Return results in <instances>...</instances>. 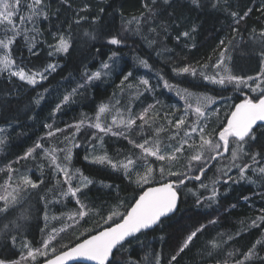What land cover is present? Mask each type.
I'll list each match as a JSON object with an SVG mask.
<instances>
[{
    "label": "trees",
    "instance_id": "obj_1",
    "mask_svg": "<svg viewBox=\"0 0 264 264\" xmlns=\"http://www.w3.org/2000/svg\"><path fill=\"white\" fill-rule=\"evenodd\" d=\"M148 2L150 3V0ZM144 3L145 0H44L48 19L41 17L36 22L35 28L38 31H31L33 25L30 23L20 25L17 21V26L22 32L11 46V56L17 65L24 67L26 71H43L50 63L57 64L58 67L55 72L46 73L47 79L36 88L16 77H10L7 72L0 73V127H8L3 138L5 143L0 145V185L8 174V165L21 173L30 172L31 177L37 181H44L38 189H30L27 197L16 205L7 217L0 215V259H4L3 254L6 257L17 256L15 247H22L23 242L29 244L32 249L42 247L43 241L50 235L54 237L51 246L57 251H63V245L72 247L86 235L108 226L103 217L108 215L109 208L122 204L120 210L123 211L132 202L135 192L142 190L137 189L135 184H130L122 170H113L109 166L93 164L84 159L88 149L99 141L91 136L86 137L87 133L103 137L105 151L114 161L120 158L124 160L125 156L139 152V149L133 148L128 140L121 136L104 135L97 133L94 128L87 127V123L93 121L100 104L112 102L113 94H119L117 85L120 83L122 70L133 73L125 85L133 84L137 79L140 69L136 57L147 60L152 69L160 71L171 85L187 89L193 94L215 98L216 102L207 109V112H211L206 121L209 132L220 129L236 103L258 96H254L255 93L252 95L253 91L249 87L237 89L229 85L222 88L208 83L199 74L195 77L190 74L177 75L174 69L191 65L200 70L201 65L208 64L209 68L203 70L211 74V64L215 63L219 54V41L234 36V47L229 52L232 57L229 66L233 73L244 78L259 74L260 38L253 33V29L256 33L264 29V13L258 10L264 0H220L218 8H212L211 0H205L206 6L197 10L190 7L188 0H173L171 7L158 0L157 16L154 20L142 24L138 34L131 30L125 31V28L135 27L134 23L132 26L127 24L129 20L147 11L143 7ZM249 8L253 11L239 24L228 15L230 11L243 15ZM22 11L27 15L26 9ZM150 27H155L156 31H150ZM192 27L196 28L195 32H191ZM233 27L238 31L233 32ZM163 28H167V31ZM24 29L29 31L24 32ZM183 31H189L191 38L181 36L177 41L176 37ZM0 33L2 38L3 32ZM60 35L69 38L72 47L67 54L49 55L54 52V45ZM111 35H119L125 39L124 45L119 49L121 70H113L107 77L104 76L79 89L73 98L74 102L65 105L53 116L52 109L62 96L83 81L85 72L89 74L96 70L111 55L115 46L106 44ZM91 36H95V39ZM150 40L154 41L151 45L148 43ZM30 41L34 44L31 52ZM45 89V100L37 107L33 101L37 94ZM127 92L134 97L139 95L137 89L130 90L125 87L121 95L119 94L121 101L125 100ZM149 94H140L142 97L135 102V114L150 105L155 107V100ZM85 117L88 118L87 123L85 122L81 131L73 136L75 129L68 126ZM189 118L195 119L191 114ZM46 124H51L52 128L45 127ZM56 128L64 131L55 132ZM49 131H53L54 135L49 137ZM261 132H264V129L257 132L256 145L250 149L253 153H260L257 158L259 164L264 163V137H261ZM150 134L152 129H147L145 135ZM65 136L70 139L65 140ZM130 137L141 142L144 134L133 131ZM36 142L42 143L44 149L71 148L70 169L73 172L79 169L92 183L77 193L76 198L60 195L56 181L59 179L62 182L63 177H53V167L43 158L41 149L36 150L34 158L16 162ZM74 144L81 146L74 147ZM64 155L65 152H59L61 163H65ZM228 155L225 154V158L220 161L210 160L208 171L200 181L189 180L186 182L187 187L182 185L179 191L180 211L171 219H165L163 224L145 234H139V240H133L131 245L117 254L119 264H128L129 260L148 264L144 258L151 260L154 254H160L161 264H168L169 258L184 238L202 225L204 230L198 234L189 249L178 257L175 264H234L235 260L244 259L243 253L257 240L264 241V224L258 228L251 227L253 220L258 221V218L264 215V176L250 172L252 169H249L245 178L239 179L238 170L232 168L228 176L233 177L235 182L227 176L221 178L219 170L230 163ZM243 158L251 164L248 156ZM210 175L212 180L218 178L221 181L216 184L219 195L214 201L207 199L212 195V185L207 189L202 188L200 192L198 186L199 182H206ZM176 179L169 178L173 182ZM224 179H228V183H223ZM77 183L78 180L73 181L74 185ZM149 186L151 185H145V188ZM64 188L66 189L67 185H64ZM199 193L205 195L201 196ZM197 197L200 198V204H197ZM77 198L90 212L83 218L69 220L68 216L80 208L76 203ZM48 212L53 216L67 217L60 222L47 223ZM22 214L24 218H21ZM5 224H8L7 229L4 228ZM89 229L92 231L88 232ZM12 236L18 240L14 246ZM213 244L218 247L213 248ZM257 253L256 257L245 261L244 264H264V245H257Z\"/></svg>",
    "mask_w": 264,
    "mask_h": 264
},
{
    "label": "snow or ice",
    "instance_id": "obj_2",
    "mask_svg": "<svg viewBox=\"0 0 264 264\" xmlns=\"http://www.w3.org/2000/svg\"><path fill=\"white\" fill-rule=\"evenodd\" d=\"M66 2V0H62ZM220 0H211V7L218 8ZM158 0H145L143 7L147 9L139 17H133L127 24L134 28H125V31L131 30L138 34L141 31L142 24L150 23L157 16ZM173 0H162L163 5L169 7L172 6ZM188 4L193 10L202 9L206 6L205 0H188ZM22 9L27 10V15L23 14ZM46 5L44 0H0V31L3 32V37L0 38V51L3 55L0 56V73L7 72L10 77H16L19 81L26 83L27 85L36 88L38 84L47 79L46 73L50 74L55 72L58 65L54 63L47 64L43 71H26L24 67L17 65L16 61L11 56V46L16 42V38L21 35L22 29L17 26V21L20 25L30 23L33 25L31 31H38L35 28L36 22L42 17L48 19L47 12L45 11ZM259 11L264 13V4L260 5ZM101 11H104L101 9ZM253 11L249 8L241 15L236 11H230L229 16L239 24ZM79 23V21H76ZM150 31L155 32V27H150ZM166 32L167 28H163ZM29 31L24 29V32ZM196 28L192 27L191 32H195ZM233 32H237L238 29L233 27ZM253 33L259 36V49L258 53L261 57L259 76H248L246 79L242 76L233 73L232 68L229 66L232 61V57L229 55L230 49L234 47L233 40L235 37L222 39L219 41L218 57L215 63L211 64L212 72L208 74L203 69L209 68L208 64L201 65V69L186 65L178 69H174L177 75L190 74L193 77L200 75L205 81L210 84L218 85L222 88H227L229 85L239 89L241 86L249 87L253 92H259V95L254 99L245 98L242 102L235 104L233 110L227 114L226 121L222 122L220 129L207 131V109L213 103L215 98L209 95H194L188 92L187 89L183 90V94L177 90V95H181V98L185 100L186 107L184 114L180 117H176L174 120H169V115L165 114L160 116L159 112L153 111L154 106L150 105L138 114H133L130 107H125L121 110L120 100L115 99L116 94H113V101L109 104H101L95 115L94 121L87 123L88 128H94L97 133L104 135L111 134L112 136H121L128 140V143L135 149H139L138 153H132L125 156L123 161H114L106 153L100 155H86L85 160H90L93 164L109 166L113 170H122L125 177L129 180L130 184H135L137 189L141 191L135 192L132 202L123 211L120 209L122 204H117L115 207L108 209V215L103 217L104 223L108 226L102 228L98 232L91 235H86L84 239L76 243L74 246L69 247L63 245V251H57L53 246L50 249V243L54 239L53 236H49L48 239L43 241L41 248L32 249L28 244H24L23 247L28 248L26 255H21L19 261H6L0 259V264H21V261L31 260L36 261L38 256L47 257L43 264H68L69 261H75L82 259L84 261L93 262V264H119L117 260V254L121 253L126 246L131 245L133 240H139L140 235L145 234L147 230L154 229L164 223L165 219H171L172 216L180 211V187L183 185L187 187L186 182L189 180L200 181L208 171V162L220 161L225 158V154L228 155L230 160L229 164H226L223 169H220L221 178L227 176L228 179H235L228 176L229 171L232 168L238 170L239 179H244L246 172L253 168V165L259 164L257 159L260 156L259 152H251V148L255 147L258 140L257 132L264 129V29H261L259 33L253 29ZM159 33H157L158 35ZM85 35H90L85 33ZM191 38L189 31H183L176 37L179 41L180 37ZM95 39V36H91ZM27 40V36H25ZM29 51L31 52L34 44L30 41ZM125 43V39L119 35H111L107 39L106 44L115 46L114 50H111V55L108 57V61L112 64L118 62L119 49ZM151 45L154 41H148ZM194 46V45H193ZM72 47L69 38L63 35L57 37V43L54 45V52L49 53H64L67 54ZM36 54V53H33ZM139 67L152 70L151 65L145 59L139 57L135 58ZM109 62H102V69L108 70L112 66ZM122 70V79L118 86L120 91L123 92L125 87L132 88L131 83L125 85V82L129 80V77L133 75L131 71ZM102 75H108L107 72L96 71L88 74L85 72L84 79L81 83H78L75 88L63 95L55 107L52 109V115L60 112L61 109L72 102L73 98L78 94L79 89L85 88L93 81L100 80ZM159 79L163 81V87L169 91L173 90L174 86L171 85L168 80L164 79L163 75H160ZM253 81L255 87H252L248 82ZM139 85L143 86V92L154 91L150 85L149 79L141 77L139 79ZM45 92H39L34 99V104L39 107L45 100ZM115 114H112V113ZM111 115V122H103L106 116ZM189 114L195 117L190 119ZM156 119H164L172 129L165 140L160 138V133L165 131L161 126L156 125L154 127ZM87 117L82 118L74 125L68 127L74 128L76 133L81 131V128L85 126ZM139 121V123H137ZM259 122V124H258ZM45 127L51 129V124H46ZM147 129H153L151 136L145 135L142 142H137L131 139L130 134L133 131L138 133H146ZM5 131L4 128H0V133ZM64 131L60 128H56L55 132ZM49 137L54 135L53 131H49L47 134ZM87 136H91L94 140H99L103 143V137L92 133H87ZM261 137H264V132H261ZM70 137L65 136V140H69ZM5 143L3 138H0V145ZM74 147H80V144H74ZM37 149H41L43 155L49 160V166L54 168L55 175L62 176L63 180L57 179L56 185L59 186V194L64 197H77V193L81 192L83 188H86L92 183L88 177L84 176L79 169L73 172L69 165L71 162V148L58 149L50 148L45 150L44 146L40 142H36L33 147L28 148L19 160H27L34 158L33 154ZM57 152H65V163H59ZM248 156L251 160V164L243 159ZM264 159V158H262ZM261 176H264V166L258 169ZM16 169L11 165L7 166V179L4 184L0 185V215L7 217L12 209L21 203L29 194V190H35L40 187L44 181H34L28 175H20L18 178L15 176ZM158 173V176H157ZM78 174V175H77ZM166 177H176L174 182H169ZM228 179H224L223 183H228ZM74 180H78L79 183L73 184ZM145 188V185H152ZM220 183V179H214L212 181V195L207 197L210 201H214L219 195L216 184ZM67 185V188H64ZM55 187V186H54ZM107 187V185H106ZM200 187L207 189L208 185L201 183ZM191 191V189H189ZM44 199V197H41ZM76 203L80 205L77 211L68 216L69 220H75L77 217L83 218L89 214L90 209L86 205L82 204L79 198L76 199ZM200 198L197 197V204H200ZM235 207V205H233ZM23 214H22V217ZM47 218V217H46ZM15 224V221L12 222ZM209 223H215V221H209ZM264 224V215H261L257 220L252 221L251 227H260ZM18 227V225H17ZM4 228H8V224L4 225ZM204 230V226L195 228L191 231L183 240V242L176 249L175 253L169 258L168 264H175L178 257L189 249L190 245L195 239L198 238V234ZM230 239L232 237H229ZM13 246L16 242V237H11ZM257 245H264V241L257 240L247 252L243 253V260H235L234 264H244L245 261L252 259L258 255ZM213 248L218 247L216 244L212 245ZM211 255V252H209ZM232 255V253H229ZM148 264H161L160 254H154L151 260L148 257L144 258ZM128 264H139L137 261L129 260Z\"/></svg>",
    "mask_w": 264,
    "mask_h": 264
},
{
    "label": "rangeland",
    "instance_id": "obj_3",
    "mask_svg": "<svg viewBox=\"0 0 264 264\" xmlns=\"http://www.w3.org/2000/svg\"><path fill=\"white\" fill-rule=\"evenodd\" d=\"M0 35H1V33H0ZM3 55V52L2 51H0V56H2ZM122 60H121V58L119 57L118 58V62L117 63H115V64H112V62L111 61H108V59H106L104 62H109L110 64H112V66L110 67V69H108V70H104V69H102V67H101V65H102V63L98 66V68L96 69V70H94V71H91V72H89V74H91V73H94V72H96V71H102V72H107L108 73V75L110 74V72H112L113 70H121V65H120V63H122L121 62ZM139 69H140V73L138 74V76H137V79L133 82V87L132 88H130V90L131 89H139V91H142L143 90V86H140L139 85V79L141 78V77H143V78H146V79H149V82H150V85L153 87V89H154V91H152V92H149L150 94V96H151V98H153L154 100H155V107L153 108V111H155V112H159V114H160V116L161 117H163L165 114H168V113H172V114H174V115H169L168 116V119L169 120H174L176 117H180L181 115H183L184 114V109H185V107H186V103H185V100L184 99H182L181 98V95H177V90H179L180 92H181V94H183V90L184 89H182V88H178V87H176V86H174V88H173V90H171V91H169L168 89H166V88H164L163 87V81H161L160 79H159V76L157 75V73H159L160 71H155L154 69H152L151 71H148L147 69H144V68H142V67H139ZM211 72H212V70H211ZM125 74H127V72H125ZM160 74V73H159ZM260 74V73H259ZM259 74H257V75H255V76H253V77H256V76H259ZM108 75H102V77L101 78H103L104 76L105 77H107ZM160 75H163L162 73L160 74ZM121 79H122V77H121ZM121 79H120V81H121ZM246 79V78H245ZM95 81H93L92 83H94ZM91 83V84H92ZM250 85H252V87H255V83L253 82V81H249L248 82ZM119 85H120V83H119ZM119 85H117V88H118V86ZM241 87H246V86H241ZM145 92H143V94H144ZM253 93H255L254 94V96H256V95H259V92L257 91V92H251V94L253 95ZM119 94L121 95V91L119 92ZM118 93H116V96H115V99H119L120 100V105L118 106V107H120L121 108V110H123L125 107H130L131 109H132V112H133V114H135V112H136V110H137V104L135 103L136 102V100L137 99H139V98H141L142 96L141 95H143V94H139V95H137V96H133V95H131L130 93H128L127 92V95L125 96V100H123V101H121V99H120V95H119ZM133 94H134V92H133ZM194 95H198V94H194ZM135 98V99H134ZM112 102H114L113 101V97H112ZM110 102H106V103H102V104H109ZM101 105V104H100ZM213 106V104H211L210 106H209V108L208 109H210V107H212ZM148 108V107H147ZM112 114H115L114 112L112 113ZM112 114H109V115H107L106 116V119L103 121V122H105V123H110L111 122V115ZM211 114V112H208V117H209V115ZM96 115V114H95ZM95 115H94V117H93V121H94V118H95ZM87 123V122H86ZM155 123H157V125L158 126H161V127H163L164 129H165V131H163V132H161L160 133V138L161 139H163V140H165V142H167V140H166V138H167V136L169 135V133L172 131V129L169 127V125L167 124V121L166 120H164V119H156V121H155ZM156 125H154V127H155ZM0 128H4L5 129V131L8 129V127L7 126H3V127H0ZM5 131L3 132V133H0V138H4V135H5ZM144 134V136H145V133H143ZM152 134H153V129H152ZM152 134H150V135H148V136H151ZM144 139V138H143ZM142 139V140H143ZM142 142V141H141ZM45 150H47V149H45ZM0 151H1V147H0ZM104 153H106L107 154V152L105 151V146H104V143H102L101 144V142L100 141H98L97 142V144H95V145H93V146H91L89 149H88V152H87V155H100V154H104ZM41 155L43 156V158H45L44 157V155H43V152L41 153ZM56 155H57V157H58V162L59 163H61V161L59 160V152H57L56 153ZM108 155V154H107ZM110 157V156H109ZM111 158V157H110ZM46 159V158H45ZM244 159V158H243ZM47 161H49L48 159H46ZM119 160H123L122 158H120ZM118 160V161H119ZM252 163V162H251ZM261 166H264V163H262V164H256V165H253V168H252V171H250V172H254L255 174H259V172L258 171H254L253 169H258L259 167H261ZM22 174H24V175H28L31 179H33L32 177H31V175H30V172H27V173H21L20 171H17L16 173H15V176L18 178L20 175H22ZM53 174H54V176L53 177H57L56 175H55V171H54V168H53ZM8 175V174H7ZM157 176H158V173H157ZM169 178H171V177H166L165 179H167L168 181H170L169 180ZM7 179V176H6V178H5V180ZM206 179H207V177H206ZM210 179V180H209ZM216 179H218V178H216ZM5 180H4V182H5ZM34 181H37L36 180V178H34L33 179ZM209 180V181H208ZM208 182L206 181V182H204V184H206V185H208V186H211L212 185V176L210 175V177L208 178ZM221 182V181H220ZM201 183L202 182H199V184H198V186H200L201 185ZM4 184V183H3ZM153 185H155V184H153ZM152 186V185H151ZM201 190H203L202 189V187H200V190H199V192L201 191ZM0 192H2V190H0ZM200 194V193H199ZM201 195V194H200ZM205 194H203V195H201V196H204ZM46 216H49L48 217V219H46V221H47V223H51V222H60L61 220L63 221L66 217H67V215H64V216H61V215H55V216H53V214L52 213H47V215ZM90 231H92V229H89V231L88 232H90ZM85 238V237H84ZM17 241L18 240H16V242L15 243H17ZM26 242H23L22 244L24 245ZM28 246L30 247V245L28 244ZM51 243H50V248H49V254L51 255V252H50V249H51ZM127 247V246H126ZM16 248V250H17V253H18V255L17 256H8V257H6L5 256V254H3V256H4V259L6 260V261H19L20 259H21V255H24V254H27V251H28V248H25V247H21V246H18L17 245V247H15ZM39 248H41V247H39ZM47 257H42V256H38L37 257V259H36V261L34 262V264L35 263H37V262H39L40 260H44V259H46ZM21 264H33V261H31L30 259L29 260H26V261H21Z\"/></svg>",
    "mask_w": 264,
    "mask_h": 264
},
{
    "label": "water",
    "instance_id": "obj_4",
    "mask_svg": "<svg viewBox=\"0 0 264 264\" xmlns=\"http://www.w3.org/2000/svg\"><path fill=\"white\" fill-rule=\"evenodd\" d=\"M240 102H242V101H240ZM240 102H238V103H240ZM238 103H236V104H238ZM231 110H233V107H232V109ZM258 124H259V122H258ZM169 182H173V181H169ZM154 186H156V185H154ZM148 231V230H147ZM139 235V234H138ZM84 239V238H83ZM74 246V245H73ZM43 262L44 261H42V262H40V263H37V264H43ZM93 264V262H90V261H84V260H82V259H78V260H75V261H69L68 262V264Z\"/></svg>",
    "mask_w": 264,
    "mask_h": 264
},
{
    "label": "bare ground",
    "instance_id": "obj_5",
    "mask_svg": "<svg viewBox=\"0 0 264 264\" xmlns=\"http://www.w3.org/2000/svg\"><path fill=\"white\" fill-rule=\"evenodd\" d=\"M152 186H154V185H152ZM105 228H106V227H105ZM100 230H101V229H100ZM150 230H151V229H150ZM98 231H99V230H98ZM98 231H97V232H98ZM93 234H94V233H93ZM81 240H82V239H81Z\"/></svg>",
    "mask_w": 264,
    "mask_h": 264
}]
</instances>
